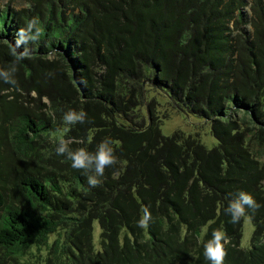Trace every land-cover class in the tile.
<instances>
[{"label": "trees", "instance_id": "trees-1", "mask_svg": "<svg viewBox=\"0 0 264 264\" xmlns=\"http://www.w3.org/2000/svg\"><path fill=\"white\" fill-rule=\"evenodd\" d=\"M33 18L42 34L17 59L16 34ZM12 66L17 84L0 79L7 259L48 247L63 264H210L203 243L221 228L224 264H264V0L0 5V69ZM158 96L209 122L218 144L208 149L181 130L164 135ZM69 109L84 110L86 121L58 131ZM105 137L118 161L92 188L56 147L63 139L95 151ZM239 191L260 205L248 209L249 249L241 247L245 218L233 224L225 212ZM144 206L147 229L137 226Z\"/></svg>", "mask_w": 264, "mask_h": 264}, {"label": "clouds", "instance_id": "clouds-1", "mask_svg": "<svg viewBox=\"0 0 264 264\" xmlns=\"http://www.w3.org/2000/svg\"><path fill=\"white\" fill-rule=\"evenodd\" d=\"M39 25V19L33 18L18 30L13 52L15 54L16 49L21 47H24V51L17 56V59H23L30 54L31 50L27 45L40 38L42 29ZM15 71V66H12L10 71L0 69V79H3L5 83L16 85L17 81L12 76V73H15ZM86 118L87 113L84 110L77 111L76 109H69L63 116L64 127L58 131L66 132L69 130V126L82 124L86 121ZM114 143L115 141L112 138L105 137L96 145L95 151H89L84 147L73 150L65 140L61 139L56 147V152L58 155L64 156L70 161L73 169L82 170L87 178L88 185L95 188L100 184L99 177L104 175L105 169L117 164L118 157L112 146ZM114 175H117V173H114ZM259 208L260 205L250 193L239 191L229 201L225 212L231 217L230 222L236 224L244 218L251 220L248 209L256 211ZM141 213L142 215L137 221V226L141 229H147L153 218L152 213L148 206L142 207ZM225 241L226 235L221 228L213 229L211 231V237L204 241L203 255L210 264H224L227 256Z\"/></svg>", "mask_w": 264, "mask_h": 264}, {"label": "rangeland", "instance_id": "rangeland-1", "mask_svg": "<svg viewBox=\"0 0 264 264\" xmlns=\"http://www.w3.org/2000/svg\"><path fill=\"white\" fill-rule=\"evenodd\" d=\"M1 7L10 5L13 9H23L28 5V0H0ZM244 11H250L249 7ZM159 106L158 112L163 121L162 132L166 136H171L175 131L181 130L188 135H199L202 143L208 148L213 149L218 141L211 133V125L209 122L195 115H187L184 112L177 110L164 97L158 96ZM254 233V225L252 220L244 219L243 233L241 239V247L244 249L251 248V240ZM94 243L95 249L98 251L101 247V228L98 222L94 223ZM60 249V248H59ZM58 249V250H59ZM0 261L6 264H63L55 252H52L48 247H33L28 254L14 261L7 256L3 249L0 248Z\"/></svg>", "mask_w": 264, "mask_h": 264}]
</instances>
